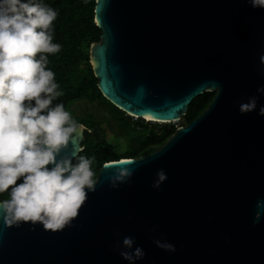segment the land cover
<instances>
[{
  "label": "water",
  "instance_id": "obj_1",
  "mask_svg": "<svg viewBox=\"0 0 264 264\" xmlns=\"http://www.w3.org/2000/svg\"><path fill=\"white\" fill-rule=\"evenodd\" d=\"M93 13L100 35L89 63L115 107L173 123L198 95L213 98L149 153L103 163L71 227L5 228L0 219V264H129L119 254L127 236L145 253L135 264H264V9L247 0H95ZM252 96L256 109L241 114ZM77 125L61 158L83 149L86 127ZM116 168L133 175L113 188Z\"/></svg>",
  "mask_w": 264,
  "mask_h": 264
},
{
  "label": "clouds",
  "instance_id": "obj_2",
  "mask_svg": "<svg viewBox=\"0 0 264 264\" xmlns=\"http://www.w3.org/2000/svg\"><path fill=\"white\" fill-rule=\"evenodd\" d=\"M247 2L253 8L264 9V0ZM57 15L54 9L35 0H0V193L10 189V199L0 202V219L5 228L30 223L32 230L39 224L45 231L60 232L72 226L88 193L96 190L91 170L95 157L80 156L74 164L72 158L59 155L82 126L64 110L63 104L53 106L61 93L54 73L46 70V54L61 48L52 42L50 31ZM260 63L264 65V55ZM257 91L264 93V87ZM256 107L257 97L252 96L239 104V112L249 113ZM258 114L264 116V106ZM50 164L51 169L47 167ZM132 175L129 168H116L108 179L111 187L117 188ZM156 176L152 187L159 190L167 175L161 169ZM261 207L264 201L257 202V208ZM258 221L255 218L253 223ZM153 242L165 251H176L166 241ZM134 244L133 237H124L122 245L128 251L119 252L129 264L145 256L143 249L134 248ZM116 247L120 248L119 243Z\"/></svg>",
  "mask_w": 264,
  "mask_h": 264
},
{
  "label": "trees",
  "instance_id": "obj_3",
  "mask_svg": "<svg viewBox=\"0 0 264 264\" xmlns=\"http://www.w3.org/2000/svg\"><path fill=\"white\" fill-rule=\"evenodd\" d=\"M35 2L46 5L58 13L50 31L52 42L59 44L61 48L57 53L46 54L48 57L46 70L54 73V82L58 84L57 91L61 93L53 101V106L63 104L64 110L70 113L71 118L77 124L82 123L86 127L83 149L72 162L78 163L80 156L89 159L95 157L91 164L95 181L97 170L103 163L147 154L155 148L154 145L162 144L177 126L163 124L157 128L154 125L135 124L142 127L144 132L131 135L134 129L133 123L130 122L132 117L110 103L96 85L97 80L89 63V46L92 42L98 41L100 35V29L94 23L95 0H35ZM213 95L214 92H204L192 99L186 114L182 117L181 125L189 123L200 114L212 100ZM32 104L34 106L35 101H32ZM81 104L94 107L103 118L100 119L87 108L88 106L81 107ZM104 113L109 114L113 120L106 117L104 120ZM102 123L110 125L109 129L112 128L115 135H125L129 138L123 153H115L114 142L107 140ZM21 182L22 179L18 180L17 184ZM9 196L10 189L0 193V201Z\"/></svg>",
  "mask_w": 264,
  "mask_h": 264
},
{
  "label": "rangeland",
  "instance_id": "obj_4",
  "mask_svg": "<svg viewBox=\"0 0 264 264\" xmlns=\"http://www.w3.org/2000/svg\"><path fill=\"white\" fill-rule=\"evenodd\" d=\"M87 106H88L87 104H81V107H87ZM87 108L90 111H92L93 113H95L96 115H98L100 119L103 118L102 115L94 107L88 106ZM103 115H104V120H105V117L109 118V120H113V119H111L109 114L106 115V113H104ZM130 119H129L130 122L133 123V126H134V129H132V131H131V135H134V134L136 135L138 132L139 133L144 132V129L142 127H137L135 124L154 125L155 127L159 128L163 124L179 126L183 122L182 118L179 121L173 122V123L172 122L171 123L150 122V121L140 120L138 118H133V117ZM150 123H152V124H150ZM102 127L105 129L107 140L111 143L114 142L115 153H117V154L123 153L125 151L126 146L128 145V142H129L128 139L129 138L126 137L125 135H115L113 132L114 130L112 128L109 129L110 125H107L106 123H102ZM158 146H159V144L154 145L153 147L156 148Z\"/></svg>",
  "mask_w": 264,
  "mask_h": 264
},
{
  "label": "bare ground",
  "instance_id": "obj_5",
  "mask_svg": "<svg viewBox=\"0 0 264 264\" xmlns=\"http://www.w3.org/2000/svg\"><path fill=\"white\" fill-rule=\"evenodd\" d=\"M146 120H149L150 118H145Z\"/></svg>",
  "mask_w": 264,
  "mask_h": 264
},
{
  "label": "built area",
  "instance_id": "obj_6",
  "mask_svg": "<svg viewBox=\"0 0 264 264\" xmlns=\"http://www.w3.org/2000/svg\"><path fill=\"white\" fill-rule=\"evenodd\" d=\"M133 118H136V117H133Z\"/></svg>",
  "mask_w": 264,
  "mask_h": 264
}]
</instances>
